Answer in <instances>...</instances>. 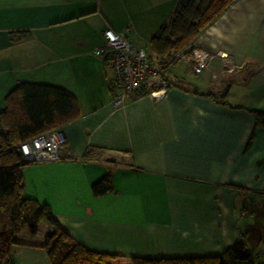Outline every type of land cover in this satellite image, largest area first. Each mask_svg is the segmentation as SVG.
<instances>
[{
    "label": "crops",
    "instance_id": "1",
    "mask_svg": "<svg viewBox=\"0 0 264 264\" xmlns=\"http://www.w3.org/2000/svg\"><path fill=\"white\" fill-rule=\"evenodd\" d=\"M177 1L0 0V112L23 83L62 87L77 105L58 129L60 160L28 162L23 193L76 243L125 264L219 256L238 242L264 264V129L254 116L264 113V0H236L182 50L214 56L202 73L174 62L160 99L111 104L104 30H127L155 58L151 40ZM105 178L112 191L93 195ZM9 260L49 264L28 246Z\"/></svg>",
    "mask_w": 264,
    "mask_h": 264
},
{
    "label": "trees",
    "instance_id": "2",
    "mask_svg": "<svg viewBox=\"0 0 264 264\" xmlns=\"http://www.w3.org/2000/svg\"><path fill=\"white\" fill-rule=\"evenodd\" d=\"M236 0H178L168 21L152 38L155 58L182 52L192 40ZM162 80L171 87L162 75ZM255 125L264 129V113L255 112ZM77 117L74 97L64 88L23 83L11 91L0 112V264H10V249L28 246L45 252L49 264H109L117 256L90 251L72 240L46 204L23 193L22 170L27 165L20 144L73 121ZM100 196L112 191L108 178L91 186ZM44 227L40 240L35 236ZM130 264H254L244 242L222 255L183 259L130 258Z\"/></svg>",
    "mask_w": 264,
    "mask_h": 264
},
{
    "label": "built area",
    "instance_id": "3",
    "mask_svg": "<svg viewBox=\"0 0 264 264\" xmlns=\"http://www.w3.org/2000/svg\"><path fill=\"white\" fill-rule=\"evenodd\" d=\"M103 36L105 42L98 50V55L111 71L108 84L113 94L111 104L114 108L122 107L127 100L145 95L160 99L163 91L168 89L162 80V73L174 62H186L193 73L200 74L214 57L206 52L191 50L173 53L165 58H153L144 48L133 44L127 30L116 33L105 29ZM63 144V135L54 129L20 144L19 148L27 162H57Z\"/></svg>",
    "mask_w": 264,
    "mask_h": 264
},
{
    "label": "rangeland",
    "instance_id": "4",
    "mask_svg": "<svg viewBox=\"0 0 264 264\" xmlns=\"http://www.w3.org/2000/svg\"><path fill=\"white\" fill-rule=\"evenodd\" d=\"M180 65L181 63H179V66ZM39 228H40V232L35 236L34 241H38L41 239V234L44 231V227L40 226ZM9 259H12V260L14 259V247L10 249ZM109 264H125V262L120 258H115L112 261H110Z\"/></svg>",
    "mask_w": 264,
    "mask_h": 264
}]
</instances>
